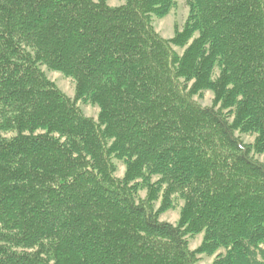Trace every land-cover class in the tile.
<instances>
[{
    "label": "trees",
    "instance_id": "trees-1",
    "mask_svg": "<svg viewBox=\"0 0 264 264\" xmlns=\"http://www.w3.org/2000/svg\"><path fill=\"white\" fill-rule=\"evenodd\" d=\"M175 1L0 0V264H264V0Z\"/></svg>",
    "mask_w": 264,
    "mask_h": 264
},
{
    "label": "rangeland",
    "instance_id": "rangeland-1",
    "mask_svg": "<svg viewBox=\"0 0 264 264\" xmlns=\"http://www.w3.org/2000/svg\"><path fill=\"white\" fill-rule=\"evenodd\" d=\"M108 5L110 7H119L122 5V0H108ZM188 17V7L186 5V0H176L174 8L170 11V13L162 19L153 20V27L158 36L163 40H170L174 37L175 31H181L183 25L185 24ZM176 51L182 53V51L176 49ZM42 72L45 74L46 78L52 82L57 89L65 95L69 100L73 101L74 99V83L61 74L56 72H50L46 68L41 67ZM199 105L202 107H210L212 105V95L207 92L204 94L201 100L195 98L194 99ZM76 106L79 108L81 113L86 119H90L92 121L97 120L98 110L96 107L77 103ZM242 141L245 144H251L253 138L247 136H240ZM259 162L264 164V156H256L255 157ZM116 165V178H122L124 174V166L120 162L114 161ZM141 198L145 197V192L140 194ZM180 203L175 209L167 211L163 213L159 219L161 222L169 223L171 225H176L179 220V208ZM158 208V204L156 205V209ZM202 235H197L193 238H187L188 248L190 251H195L202 243ZM213 257H205L200 256L199 264H211Z\"/></svg>",
    "mask_w": 264,
    "mask_h": 264
}]
</instances>
